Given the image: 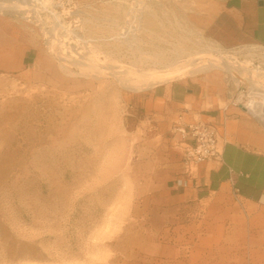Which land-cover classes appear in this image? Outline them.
<instances>
[{
    "label": "rangeland",
    "instance_id": "1",
    "mask_svg": "<svg viewBox=\"0 0 264 264\" xmlns=\"http://www.w3.org/2000/svg\"><path fill=\"white\" fill-rule=\"evenodd\" d=\"M45 1L24 7L26 18L0 9V28L31 58L17 71L0 69V264H264V221L251 222L246 213L242 225L231 211L235 203L248 205L264 219V206L232 188L224 197L196 190L182 197L175 181L184 149L173 133L182 122L146 110L143 98L156 86L131 91L110 71L167 70L210 42L228 49L234 64H264L254 57L260 51L237 50L264 47L210 34L184 0ZM139 1L149 21L130 20L138 25L130 34L137 47L112 39ZM66 52L85 54L88 65L62 61ZM210 75L212 86L225 87L204 106L222 112L211 122L220 147L244 126L264 141V122L234 103L245 88L251 92L247 77L235 84L213 70L164 83H206ZM196 171L188 166L189 174Z\"/></svg>",
    "mask_w": 264,
    "mask_h": 264
},
{
    "label": "crops",
    "instance_id": "2",
    "mask_svg": "<svg viewBox=\"0 0 264 264\" xmlns=\"http://www.w3.org/2000/svg\"><path fill=\"white\" fill-rule=\"evenodd\" d=\"M184 1L194 3V20L209 23L210 34L213 32L226 42H253L264 47V0ZM19 44V40L11 37L9 29L0 28L1 70L17 71L30 58L19 51ZM209 80L206 83L173 81L158 85L146 93L143 105L154 115L168 120L179 118L181 124L198 118L213 126L212 118H221L222 112L216 107L204 106L225 95V87L212 86V75ZM249 128L244 126L239 137L225 141L219 157L198 164L193 175L188 172L189 164L184 155L180 164L182 173L175 181V186L181 185L180 195L186 197L194 194V190L197 194L222 193L232 188L264 206V141L250 133ZM175 135L180 139L178 133Z\"/></svg>",
    "mask_w": 264,
    "mask_h": 264
},
{
    "label": "bare ground",
    "instance_id": "3",
    "mask_svg": "<svg viewBox=\"0 0 264 264\" xmlns=\"http://www.w3.org/2000/svg\"><path fill=\"white\" fill-rule=\"evenodd\" d=\"M37 1L39 0H0V9L10 10L13 13L23 14V17L26 18L24 14L27 12V10H24V7H26L25 9H35V3ZM45 2L48 3L49 0H46ZM146 10V5L140 1L134 6H131V9L127 14L128 17L125 21L126 24L119 25L120 31L118 32V34L113 36L112 39H115L119 42H125L126 40H129V42H132V46L136 45L137 40H130V38L134 37L130 34L135 35L136 31L138 30V25L131 23L130 20L132 19L134 21H137L139 22V24L147 23L149 21V16L148 14H146ZM52 11L57 21L60 23L59 18L61 13L53 7ZM71 30L74 33L75 37H82V34L79 33L80 29L72 28ZM198 43L201 44L202 42L198 41ZM128 45H130V43ZM206 46V49H200L195 52H191L189 55L190 57H179L176 61L167 63V67L169 68L167 70L163 68L166 66L165 64V66L160 65V67L150 68V70L139 67H136L134 69L121 68L120 66L118 67L117 65H114L113 67H111L110 71L116 78V81H118L122 87L131 91H141L144 89L153 88L166 81L186 77L189 74L193 75L203 71L210 72L213 70H220L222 72H226L228 74V77L235 84H238L241 79L247 77L252 86V90L250 93L240 94L235 102L243 105V107L245 108V113H249L253 115L254 118L264 122V85L260 81L256 80V77L264 78V64L254 58L253 60H255V62L252 61L251 63H248V61L245 60L242 62L239 61L237 64H234L232 61V55L228 53V49L217 47L216 43L213 42H210ZM237 50L247 51L249 53L260 51L261 54H254V57L261 56L264 58V49L258 46L240 45V48H238ZM212 51L217 54L213 56ZM206 55L211 56H209L207 60L204 61ZM60 59L62 61H68L69 63L74 64L82 69H85L84 67L88 65V62L86 61V59H88V56H86L85 54L80 55V57H75L71 52H66L60 55ZM132 71H134L133 73H135V71L139 72L138 75L141 78L137 79L136 77L131 76L130 73ZM221 197H224V193L221 194ZM231 207L234 219H236L237 221L239 220L242 225H245V222L247 221L246 213L249 215L251 222L257 220L264 221L263 217L260 214L254 212V209L252 207H249L248 205H245V210L242 209L239 203H235ZM178 262L179 264H182L179 260Z\"/></svg>",
    "mask_w": 264,
    "mask_h": 264
},
{
    "label": "built area",
    "instance_id": "4",
    "mask_svg": "<svg viewBox=\"0 0 264 264\" xmlns=\"http://www.w3.org/2000/svg\"><path fill=\"white\" fill-rule=\"evenodd\" d=\"M245 89L240 90L241 92H239L238 96L242 93H248ZM237 99L234 100V103L243 106L235 102ZM173 133L180 135L185 160L190 167L192 165L197 166L199 163L209 159L218 158L221 154L217 132L207 122L197 121L175 125Z\"/></svg>",
    "mask_w": 264,
    "mask_h": 264
}]
</instances>
